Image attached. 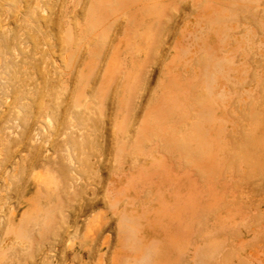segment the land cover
<instances>
[{"label": "rangeland", "instance_id": "rangeland-1", "mask_svg": "<svg viewBox=\"0 0 264 264\" xmlns=\"http://www.w3.org/2000/svg\"><path fill=\"white\" fill-rule=\"evenodd\" d=\"M0 264H264V0H0Z\"/></svg>", "mask_w": 264, "mask_h": 264}]
</instances>
